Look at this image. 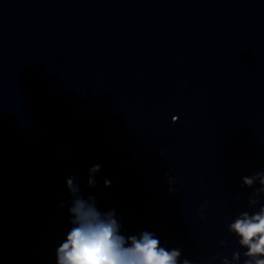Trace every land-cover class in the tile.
<instances>
[{"label": "water", "instance_id": "95a60500", "mask_svg": "<svg viewBox=\"0 0 264 264\" xmlns=\"http://www.w3.org/2000/svg\"><path fill=\"white\" fill-rule=\"evenodd\" d=\"M71 176L180 264H245L230 225L264 208V0H0V264H55Z\"/></svg>", "mask_w": 264, "mask_h": 264}, {"label": "clouds", "instance_id": "9594fccd", "mask_svg": "<svg viewBox=\"0 0 264 264\" xmlns=\"http://www.w3.org/2000/svg\"><path fill=\"white\" fill-rule=\"evenodd\" d=\"M100 170L99 164L89 169V188L97 186L95 177ZM76 181L75 176L66 180L73 197L67 210L70 227L55 249V264H180V250L165 247L154 232L123 234L115 210L102 211L94 196L79 195ZM244 183L251 185L253 179L245 178ZM110 186L111 181L105 179L104 187ZM230 231L246 249L245 264H264V208L253 215L243 214L230 225ZM233 259L238 261L239 255Z\"/></svg>", "mask_w": 264, "mask_h": 264}]
</instances>
